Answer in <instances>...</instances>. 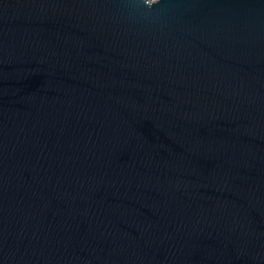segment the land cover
Here are the masks:
<instances>
[{
	"label": "water",
	"instance_id": "1",
	"mask_svg": "<svg viewBox=\"0 0 264 264\" xmlns=\"http://www.w3.org/2000/svg\"><path fill=\"white\" fill-rule=\"evenodd\" d=\"M0 264H264V0H0Z\"/></svg>",
	"mask_w": 264,
	"mask_h": 264
},
{
	"label": "rangeland",
	"instance_id": "2",
	"mask_svg": "<svg viewBox=\"0 0 264 264\" xmlns=\"http://www.w3.org/2000/svg\"><path fill=\"white\" fill-rule=\"evenodd\" d=\"M153 1V0H152Z\"/></svg>",
	"mask_w": 264,
	"mask_h": 264
}]
</instances>
